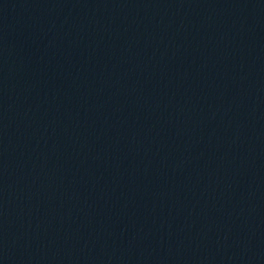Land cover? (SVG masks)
Masks as SVG:
<instances>
[{"label":"water","instance_id":"1","mask_svg":"<svg viewBox=\"0 0 264 264\" xmlns=\"http://www.w3.org/2000/svg\"><path fill=\"white\" fill-rule=\"evenodd\" d=\"M0 264H264V0H0Z\"/></svg>","mask_w":264,"mask_h":264}]
</instances>
